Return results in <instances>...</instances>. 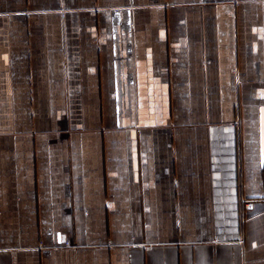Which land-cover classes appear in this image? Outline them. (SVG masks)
Returning a JSON list of instances; mask_svg holds the SVG:
<instances>
[{
  "label": "crops",
  "instance_id": "obj_1",
  "mask_svg": "<svg viewBox=\"0 0 264 264\" xmlns=\"http://www.w3.org/2000/svg\"><path fill=\"white\" fill-rule=\"evenodd\" d=\"M0 264H264V0H0Z\"/></svg>",
  "mask_w": 264,
  "mask_h": 264
},
{
  "label": "built area",
  "instance_id": "obj_2",
  "mask_svg": "<svg viewBox=\"0 0 264 264\" xmlns=\"http://www.w3.org/2000/svg\"><path fill=\"white\" fill-rule=\"evenodd\" d=\"M66 244H67V242H66Z\"/></svg>",
  "mask_w": 264,
  "mask_h": 264
}]
</instances>
